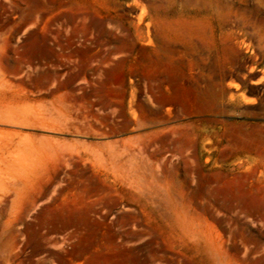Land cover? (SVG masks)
I'll return each mask as SVG.
<instances>
[{"label":"rangeland","instance_id":"374dc122","mask_svg":"<svg viewBox=\"0 0 264 264\" xmlns=\"http://www.w3.org/2000/svg\"><path fill=\"white\" fill-rule=\"evenodd\" d=\"M0 264H264V0H0Z\"/></svg>","mask_w":264,"mask_h":264},{"label":"bare ground","instance_id":"6f19581e","mask_svg":"<svg viewBox=\"0 0 264 264\" xmlns=\"http://www.w3.org/2000/svg\"><path fill=\"white\" fill-rule=\"evenodd\" d=\"M206 4H207V3H206ZM171 5H172V4H171ZM244 29H245V28H244ZM226 34H227V33H226ZM242 41H243V40H242ZM238 86H239V85H238ZM236 87H237V86H236ZM251 103H252V101H251ZM225 125H226V124H225ZM235 138H236V137H235ZM239 138H240V137H239ZM233 142H234V141H233ZM113 175H114V174H113ZM119 176H120V175H119ZM127 179H128V178H127ZM127 179H126V180H127ZM138 181H139V180H138ZM128 182H129L130 184H131L132 182L135 183L134 180L130 181L129 179H128ZM136 182H137V181H136ZM18 184H19V183H18ZM18 184H17V185H18ZM122 184H123V183H122ZM17 185L15 186L16 188H18ZM127 185H128V183H127ZM127 185H126V186H127ZM143 185H145V184H140V185L137 184V188H139V190H140V195H141L142 198H144V195H145V193H146V192H145V187H146V186H143ZM138 192H139V191H138ZM147 194H148V193H147ZM152 198H153V197H152ZM12 202H13V201H12ZM34 235H36V233H34Z\"/></svg>","mask_w":264,"mask_h":264},{"label":"crops","instance_id":"0c3cea01","mask_svg":"<svg viewBox=\"0 0 264 264\" xmlns=\"http://www.w3.org/2000/svg\"><path fill=\"white\" fill-rule=\"evenodd\" d=\"M114 53H116V50H114Z\"/></svg>","mask_w":264,"mask_h":264}]
</instances>
